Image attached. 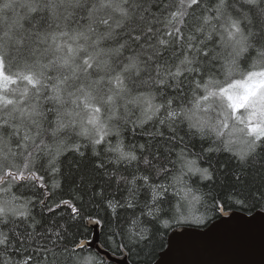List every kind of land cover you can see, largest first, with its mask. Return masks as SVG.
<instances>
[{"label": "snow or ice", "instance_id": "6c2138e0", "mask_svg": "<svg viewBox=\"0 0 264 264\" xmlns=\"http://www.w3.org/2000/svg\"><path fill=\"white\" fill-rule=\"evenodd\" d=\"M256 212L264 0H0V264H151Z\"/></svg>", "mask_w": 264, "mask_h": 264}, {"label": "water", "instance_id": "95a60500", "mask_svg": "<svg viewBox=\"0 0 264 264\" xmlns=\"http://www.w3.org/2000/svg\"><path fill=\"white\" fill-rule=\"evenodd\" d=\"M258 216L252 226L237 223L231 227H216L185 235L181 230L169 236L167 247L153 264H264V220ZM237 217L250 215L236 212ZM218 223V222H217ZM192 232L193 230H189ZM100 244V230H97ZM107 257L118 264H129L126 259Z\"/></svg>", "mask_w": 264, "mask_h": 264}, {"label": "trees", "instance_id": "16d2710c", "mask_svg": "<svg viewBox=\"0 0 264 264\" xmlns=\"http://www.w3.org/2000/svg\"><path fill=\"white\" fill-rule=\"evenodd\" d=\"M168 239L169 237L167 238V242L165 243L164 247L162 249H157L155 255L151 257V264H153L159 258V254L167 247ZM104 243H105V235L100 230V245H104ZM114 247L115 246H113V248ZM103 251L107 252V254L108 253L111 254V256L113 257L120 258V259H126L129 264H145V259H146L145 255H134V256H128L127 254L121 255L119 251H111L107 247H104ZM107 259L109 261V264H118L115 261H112L111 259H109L108 257Z\"/></svg>", "mask_w": 264, "mask_h": 264}, {"label": "bare ground", "instance_id": "6f19581e", "mask_svg": "<svg viewBox=\"0 0 264 264\" xmlns=\"http://www.w3.org/2000/svg\"><path fill=\"white\" fill-rule=\"evenodd\" d=\"M246 214V213H245Z\"/></svg>", "mask_w": 264, "mask_h": 264}]
</instances>
